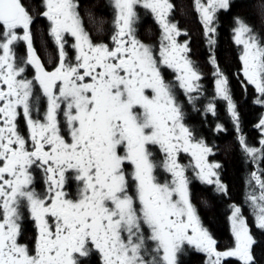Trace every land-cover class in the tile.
I'll return each instance as SVG.
<instances>
[{
	"label": "snow or ice",
	"instance_id": "snow-or-ice-1",
	"mask_svg": "<svg viewBox=\"0 0 264 264\" xmlns=\"http://www.w3.org/2000/svg\"><path fill=\"white\" fill-rule=\"evenodd\" d=\"M194 5L211 50L217 13L228 11L231 0H194ZM111 6L115 31L109 47L94 43L86 32L78 0H43L40 15L57 45L58 62L49 71L33 44L35 18L29 7L22 0H0V264H90L94 252L102 264H180L186 247L204 254L206 264H224L228 258L256 264L255 241L242 208L230 206L234 247L218 250L197 214L187 166L179 162L181 152L189 153L195 179L228 194L220 180L222 165L208 161L213 148L185 124L176 86L162 70L178 73V87L198 112L201 75L188 58L189 42L177 41L187 33L169 19L174 5L170 0H111ZM138 6L153 14L162 30L158 48L136 36ZM260 7L264 15V4ZM235 25L244 90L253 86V103L264 106V36L240 17ZM66 34L75 38L74 61L65 50ZM20 42L26 58L18 63L14 46ZM209 62L217 96L227 102L239 130L229 80L211 51ZM29 65L35 69L33 80L24 76ZM36 85L47 99L43 121L36 118ZM205 112L215 116V103L209 101ZM21 116L27 139L19 130ZM257 127L264 136V117ZM216 131L225 129L218 124ZM238 141L254 162H264V138L260 148L249 146L242 134ZM35 169L44 173L43 193L35 190ZM158 169L171 179H163ZM70 171L78 182L75 198L65 190ZM252 182L259 194L249 193L246 201H251L255 226L264 231V168L259 163ZM22 208L36 223L31 249L18 242Z\"/></svg>",
	"mask_w": 264,
	"mask_h": 264
},
{
	"label": "trees",
	"instance_id": "trees-1",
	"mask_svg": "<svg viewBox=\"0 0 264 264\" xmlns=\"http://www.w3.org/2000/svg\"><path fill=\"white\" fill-rule=\"evenodd\" d=\"M23 2L31 8L29 11L35 17L34 11L37 10L39 0H23ZM262 4H264V0H231V7L228 11L221 10L217 13L216 43L210 50L204 26L191 0H173V15L175 16L173 22L177 23L182 32L187 33V35L180 36V42H189L191 51L188 58L201 75L199 84L202 91L200 99L196 102L198 112L192 110L184 90L178 87V81H173L172 84L176 86L177 99L183 105L185 124L194 131L197 140L203 139L209 147L213 148L215 154L208 157L209 162H219L222 165L220 180L227 185L228 194H218L214 191V186L203 184L195 179L192 167L194 160L189 153L181 152L179 162L187 166L186 175L191 179L190 188L197 214L203 227L216 240L218 250L223 251L234 247L235 240L229 219L232 213L230 206L235 204L242 208L255 241L252 253L256 264H264V231L255 226L251 201H246V196L249 193L259 194L255 183H249V181L251 173L256 170L257 163L261 168H264V162H254L242 150L238 137L242 134L249 146L261 147L259 142L264 136L257 124L264 117V106L253 103L257 97L253 86L248 85L247 91L244 90L242 84L244 77L241 73L242 65L239 60L241 47H238L233 41V29L236 26L235 18L240 17L251 25L255 32L264 36V15H262L260 7ZM84 9H86V19L89 25L87 30L91 31L93 36L99 37L109 33L110 8L104 0H86ZM100 21H104L102 31L99 30ZM35 22L40 24L42 20L37 17ZM34 24L32 28L34 40L39 42L47 39L44 29L39 27L41 25L35 28L36 24ZM150 28L151 35L156 33L157 29L153 24H150ZM153 46L156 48L158 43H153ZM210 51L215 55L220 69L229 80L231 95L239 113V130L230 116L227 102L217 96L216 76L213 65L209 62ZM209 101L215 103V116L205 112ZM218 124L223 125L225 131L217 132ZM158 158L162 159V157ZM158 173L163 179H171L168 173L161 172L159 169ZM91 258L90 264H101L96 256ZM179 261L180 264H206V257L204 254L195 252L191 247H186L185 252L179 256ZM224 264H241V262L236 258H228Z\"/></svg>",
	"mask_w": 264,
	"mask_h": 264
},
{
	"label": "flooded vegetation",
	"instance_id": "flooded-vegetation-1",
	"mask_svg": "<svg viewBox=\"0 0 264 264\" xmlns=\"http://www.w3.org/2000/svg\"><path fill=\"white\" fill-rule=\"evenodd\" d=\"M104 1H105L106 5L108 6V8H110V16L108 18L109 19L108 23L110 24L109 33L105 34L104 36L95 37V36H93V33L91 31L87 30V27L89 25H88V21L86 19L87 18V15L85 12L86 9H84V5L86 4V0H78L79 12H80V15L83 19L84 28H85L86 32H88V34L90 35L92 41L94 43H106L109 45V47H112L113 43L111 41V36L114 34V31H115L114 27L112 26V22H113V18L115 15V11H114L113 7L111 6V0H104ZM22 2H23V0H22ZM170 2L173 4V0H170ZM191 2H192V5H194V0H191ZM194 7H195V5H194ZM29 9L31 10L30 7H29ZM43 11H44L43 0H39V4L37 5V10L34 11V15H35L34 22H35L36 18L39 17V19L41 18L42 23L39 24V23L35 22V24H36L35 28H38V26L41 25L39 27L44 29V31L47 35V39L36 42L34 40V34H33V44H34V47L37 51V54L40 56L41 61L44 63L46 69L51 71L53 69V67L56 65V63L58 62L57 45L55 44L54 38L52 36H50V34H49V22L47 21L46 18H43L40 15ZM137 12L139 13V16H140L139 22L135 25L137 38L145 44H149V45L153 46V43H158V46H159V41H160V37L162 35V30L159 27L158 23L156 22L153 14H151L149 11H147V10H145L139 6L137 7ZM173 12H174V8H173V10L169 16V19L172 22H173V19L175 17L173 15ZM194 12H195V9H194ZM150 24H153V26L157 29L156 33H154L153 35L150 34V31H151ZM32 28H33V25H32ZM180 36L177 37V41H178V43L182 44V43H184V41L180 42ZM65 40L67 41V43L65 44V50L68 54V58L74 61L75 56L77 54V50L74 47H72V45L75 44V38L66 34ZM158 46H156V48H158ZM14 51L16 52L18 63L20 62L21 58H26V45L24 42H20L19 44L15 45ZM1 53H2V50H1L0 54ZM189 54H190V52L188 53V55ZM162 70H163L166 81H168L170 83H172L173 81H178L176 79V77L178 75V73L176 71H174L173 69L166 68V67L163 68ZM35 74L36 73H35L34 67H32L30 65L26 67V71L24 73V76L28 80H33ZM178 83H179V81H178ZM34 95H38V97H39V99L37 101V107L39 109V114H38V116H36V118L43 121L44 116H45V112L47 109V99H46V97H44L43 91L39 87V85H36V87L34 88ZM34 115H35V113H34ZM59 118L61 119V121H63L62 115ZM18 125H19V130H20L21 134L24 135L25 138L27 139V137L29 135V130H28L26 122L22 116L18 117ZM154 153H155L156 157H162L163 156V154L156 149H154ZM33 175L35 177V180H34L35 190L39 193H43L46 190L47 185L45 183V177H44V173H43L42 169H35L33 171ZM66 175L69 178L65 184V190L71 194L72 198H75L76 193H77V189H78V182L72 178L73 173L71 171L68 172ZM22 213H23V220L21 221V234H20V237L18 239V242L21 244H26L31 249L34 247L36 236H37L36 223L31 218L30 213L26 208H22ZM2 219H3V213H2V211H0V220H2ZM94 256H96L99 259L98 261H100V263L102 264V260H101L100 255L98 253L94 252L91 257H94ZM90 259H92V258H90Z\"/></svg>",
	"mask_w": 264,
	"mask_h": 264
},
{
	"label": "rangeland",
	"instance_id": "rangeland-1",
	"mask_svg": "<svg viewBox=\"0 0 264 264\" xmlns=\"http://www.w3.org/2000/svg\"><path fill=\"white\" fill-rule=\"evenodd\" d=\"M2 54V53H1ZM209 161V160H208ZM231 215L229 216V219H230ZM230 226H231V230H232V224H231V220H230Z\"/></svg>",
	"mask_w": 264,
	"mask_h": 264
}]
</instances>
